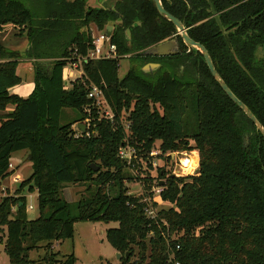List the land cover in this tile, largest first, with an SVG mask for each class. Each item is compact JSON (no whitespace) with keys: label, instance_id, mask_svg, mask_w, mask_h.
<instances>
[{"label":"trees","instance_id":"1","mask_svg":"<svg viewBox=\"0 0 264 264\" xmlns=\"http://www.w3.org/2000/svg\"><path fill=\"white\" fill-rule=\"evenodd\" d=\"M161 3L189 38L206 48L221 80L264 129V55H257L264 49V0ZM111 23L109 43L119 54L135 57L126 76L118 79L117 59L87 61L82 79L68 88L62 67L92 50L90 26L102 31ZM6 25L18 28L28 41L23 57L31 62L34 88L26 98L9 94L21 83V56L0 46V180L9 176L14 152H29L32 173L18 190L37 193L33 220L27 218L23 197L0 200V234L10 264H28V252L39 243L72 238L75 223L83 221L117 225L105 235L121 253V264H171L169 257L179 264H264V139L212 79L202 55L183 43L152 0H122L110 11L90 9L85 0H0V30ZM169 39L177 40L178 55L145 54ZM146 63L159 68L144 73ZM89 84L102 89L114 124L93 123L96 136L74 139L71 125L60 124L61 111L84 113L91 105ZM187 103L196 123L191 134L184 123ZM90 118H96L94 112ZM155 142L162 155L196 152L199 168L182 178L157 172L165 206L149 219L145 199L152 193L129 195L123 182L131 180L124 173L130 167L118 152L132 147L146 159ZM68 183L95 189L72 206L74 215L60 198ZM49 261L75 264L76 258Z\"/></svg>","mask_w":264,"mask_h":264},{"label":"rangeland","instance_id":"2","mask_svg":"<svg viewBox=\"0 0 264 264\" xmlns=\"http://www.w3.org/2000/svg\"><path fill=\"white\" fill-rule=\"evenodd\" d=\"M95 5L98 6L97 2ZM111 26H113V23L108 25V27ZM90 29L93 30L95 38L97 36H102L106 38L104 30L100 31L95 26H91ZM0 46L9 49L10 51L13 50V53H16L18 56H21L18 60L20 68L18 69L17 75L22 78V80H26L31 74L29 71L27 72V70H21L26 67V64L28 62H30H27L26 58L23 57L26 53L25 51L28 48V41L26 40V37L23 35L20 36L19 29L13 27L12 25L3 26L0 30ZM257 55L262 57L264 55V49H259L257 51ZM134 58V55L119 54L118 52L116 53L115 59L118 60L119 67L117 77L119 80L123 79L126 76L130 67L129 63L134 62ZM0 62H3V60H1ZM146 65H143L142 67V70L145 72L146 70H150V68L145 69ZM76 74L77 71L70 68L69 66L62 67L63 79H72ZM146 80L152 81V79ZM68 82L70 83L71 81L69 80ZM68 88H71V86H68ZM21 90L25 91L23 90V86L15 85L14 87H12V89L9 90V94L12 95L15 93H19V91L21 93ZM11 110L12 108H8L7 112H10ZM185 115L186 116L184 117V123L187 122V128L189 129L188 132L189 134H191L196 123L194 121V115L191 114V105L188 103ZM85 117L89 118L84 113H81L79 115V113L71 109H63L61 111L60 124H70L72 131V127L74 125L83 123ZM90 120H92V123L94 124H97L100 121L98 118H93ZM158 145V142H155L150 150H154L155 152H157L158 150H160L158 149ZM182 152L170 153V155H173L170 157H167V154L164 157H161L159 154H155L154 156H150L148 154V157L144 159L142 156H138L135 151L130 161L127 158L122 160L126 163V166L130 167L126 168L124 170V173L129 176L131 180H124L123 182V184H125L126 188L128 189L129 195L143 196L146 195V192L148 190V192L152 193V197L154 198V200L157 201L152 202L156 213L159 209H163L165 205L161 204V202L156 198L155 195L153 196V189L160 187L159 184L156 183L158 179L157 172L163 169L165 171V174L167 175L172 176L173 174H175L174 172H179L182 174L183 172L181 171L179 165V161L182 162V160L185 158L184 155H182ZM189 153L190 152H187V155H189ZM193 155L197 156L196 152H193ZM28 156L31 157V160L29 162L26 161ZM188 158H190L188 166H192V168H194L195 170L192 174H189L192 172L191 167L189 169L185 168V170H187L184 173L187 174H184V176L182 177L195 175L199 168L198 156L197 160L194 159L193 156ZM32 159V154H30L29 152H14V154L11 155L9 161V164L12 166L11 171H9V176L4 180H0V190L1 188L6 189V197H10L13 200L21 197L25 199L26 215L28 220H33L37 217V203L35 197L37 194L36 192L28 193L26 187L22 188V190L20 191L18 189L20 188V183L31 176ZM149 177L152 178V180H150L148 183H145V180ZM87 187H89L88 184L75 185L68 183L63 185V187L61 188L60 198L71 205V214L74 215L76 213L75 208L72 206L78 203V201L84 198H88L92 194V192L95 191L93 186L90 191H87ZM1 199L2 198H0V200ZM29 205L34 206V209L32 211L27 210V206ZM15 213L16 210L14 212H11V214L13 215ZM115 227H117L115 223L105 224L103 222L93 223L88 221L75 223L73 227L72 238H67V240L58 242L53 241L50 244L51 246L47 245L46 242L39 243L35 249L28 252V264H52V262L49 261L51 257L56 261H63L69 255H73L76 258L75 264H121L120 260H117V253L110 247L105 235V231L107 229ZM4 240V236L0 234V264H10L7 254L4 253V243L2 242ZM47 246H50L49 251H47Z\"/></svg>","mask_w":264,"mask_h":264},{"label":"built area","instance_id":"3","mask_svg":"<svg viewBox=\"0 0 264 264\" xmlns=\"http://www.w3.org/2000/svg\"><path fill=\"white\" fill-rule=\"evenodd\" d=\"M116 53L117 50L115 48V46L113 44H110L108 39L102 36H97L96 38L94 37L93 39V48L92 50H90L85 56H81L78 55V57H75V59H73L72 61H69L68 63H66L65 66H69L70 68L74 69L75 71H77V74L74 76V78L72 79H66L67 83L69 86H72L71 84L74 83L75 81L82 79L83 75H84V68L83 65L84 63H86L87 61H95V60H112L116 58ZM71 81L70 83L68 81ZM67 86V85H66ZM86 97L87 99L91 102V105L89 107L84 108V114L86 116H88L89 118L85 117V120L83 123H80L82 125H84L85 130L84 132H82L81 130L78 129V125H74L72 127V136L74 137V139H80L81 136H87L90 137L91 135L96 136V131L95 129V125H93L92 123V118H90V114L91 112H94L96 115V118H98L100 121H105L107 123L110 124H114V114L111 111V108L107 102V100L104 97L103 91L102 89H100L97 85H93V84H89L87 85V92H86ZM124 128L125 130H127L128 125H126L124 123ZM135 153V150L131 147H123L119 149L118 152V156L120 159L124 160L125 158H127L129 161L131 160V157H133ZM155 154H159L160 156L164 157L167 154V157L173 156L170 155V153H166L165 155H162L161 151L158 150L157 152L150 151L149 155L150 156H154ZM182 155H184V159L188 162H190V158L188 157H192L194 159L197 160V156L193 155V152H190L189 155H187V152H182ZM179 165H180V169L183 172L182 174L179 172H174L175 174H173L172 176L175 177H182L184 176V173L187 169H189L191 167L192 172L189 174H192L194 172V168H192V166H188V167H183L181 165V161H179ZM185 168H187L185 170ZM12 166L10 164H8V170L11 171ZM187 176V175H185ZM153 196L155 195L156 198L161 202V204H163L162 200H160V194L162 192V187H158L153 189ZM37 194V193H36ZM6 189L5 188H1L0 190V198L6 197ZM37 197V195H36ZM155 201L153 197L149 198V199H145V202L147 203V207L145 208V215L146 217H148L149 219H155L156 217V211L152 205V202ZM157 202V201H155ZM34 209L33 205H29L27 206V210L28 211H32ZM16 210V206H12L11 208V212H14ZM176 250H179V247L176 246ZM169 262H171V264H179L178 262L174 261L173 257H169Z\"/></svg>","mask_w":264,"mask_h":264},{"label":"water","instance_id":"4","mask_svg":"<svg viewBox=\"0 0 264 264\" xmlns=\"http://www.w3.org/2000/svg\"><path fill=\"white\" fill-rule=\"evenodd\" d=\"M155 6V9L157 11V13L160 16H163L168 22H170L176 29V31H178V34L180 35V37L182 38L184 44L192 49H196L203 57L204 63L207 65L209 73L212 77V79L214 81H216L220 87V89L223 91V93L226 95V97H228L229 99H231V101L241 110L242 113H244L246 115V117L251 121V123L254 125L255 129L261 134V136L264 139V129L263 127L260 125V123L257 121V119L255 118V116L253 115V113H251L249 111L248 108H246V106L237 98L234 96V94L228 89V87L226 86V84L224 83L223 80H221V78L219 77L214 64H212L211 59L209 57V54L207 52V50L205 49V47H203L201 44L192 41L189 36L187 35V32L185 31L181 21L179 19H176L174 16L170 15L164 8L163 5L161 3V0H152ZM211 14H213V17L218 25L219 30L222 31L223 35H224V39L227 43V46L230 47V43L228 41L227 35L225 34V31L223 30L218 14L215 13V11L213 9H211ZM112 28V27H111ZM111 28H107L108 31L111 30ZM127 35V39L130 38V33L129 31L125 32ZM95 37V36H94ZM93 37V39H94ZM176 42L175 40H170V41H165L162 42V44H159L157 46L151 47L149 48V50L146 52L147 55L150 56H155V57H162V56H173V55H177L178 52L176 51ZM152 68L153 71L157 70L159 68V65L156 64H149L146 65V68ZM146 72H148L146 70ZM144 71V73H146ZM78 129L81 130L82 132H84L85 127L84 125L80 124L78 125ZM31 157L28 156L26 161H30ZM90 169H92V171L94 172H98L99 168L96 167L95 165H90L89 166ZM159 186L162 187L164 186L163 182L159 183ZM117 260L122 258L121 253H117L116 255ZM129 257V254L127 253L125 255V258L127 259Z\"/></svg>","mask_w":264,"mask_h":264},{"label":"flooded vegetation","instance_id":"5","mask_svg":"<svg viewBox=\"0 0 264 264\" xmlns=\"http://www.w3.org/2000/svg\"><path fill=\"white\" fill-rule=\"evenodd\" d=\"M68 1H73V0H68ZM86 1V4H87V7L88 8H90V9H94V8H96V9H103V10H107V11H110V10H112L113 9V7H114V5L117 3V2H120V1H122V0H93V1H91V0H85ZM96 2H97V4H98V6L97 5H95L96 4ZM153 2V1H152ZM153 5H154V3H153ZM155 7V6H154ZM157 12V11H156ZM120 22V21H119ZM137 25H139V24H137ZM183 25V24H182ZM94 27V26H93ZM112 27V28H111ZM111 27H108V25L106 26V28H105V30H104V33H105V35H106V38L108 39V35L109 34H111V32L113 31V29H114V25L113 26H111ZM183 27H184V25H183ZM91 28V26L88 28V31L90 32V34H91V36H92V38L94 37V35L95 34H93L94 32H93V30L92 29H90ZM107 28H111V30L110 31H108L107 30ZM175 28V27H174ZM184 29H185V31H186V28L184 27ZM176 30V29H175ZM126 31H129V33H130V30L128 29V30H125L124 31V33L126 32ZM187 32V31H186ZM125 35H126V33H125ZM179 34H178V31H177V36H178ZM187 35H188V33H187ZM180 36V35H179ZM126 37H127V35H126ZM130 37H131V33H130ZM182 39V38H181ZM170 40H175V42H176V51L178 52V54H179V48H178V45H177V40L176 39H169V40H166V41H170ZM183 41V40H182ZM165 42V41H164ZM184 43V42H183ZM206 49V48H205ZM148 51V50H147ZM146 51V52H147ZM146 52H145V54H146ZM177 54V55H178ZM147 55V54H146ZM147 65H149V64H153V63H146ZM157 65V64H156ZM150 71H153V69L152 68H150V70L148 71V72H150Z\"/></svg>","mask_w":264,"mask_h":264},{"label":"crops","instance_id":"6","mask_svg":"<svg viewBox=\"0 0 264 264\" xmlns=\"http://www.w3.org/2000/svg\"><path fill=\"white\" fill-rule=\"evenodd\" d=\"M26 47H27V45H26ZM26 47H24V48H26ZM21 50V49H20ZM28 62V61H27ZM20 67H19V64H18V67H17V69H19ZM21 70H27V72L29 71L31 74H30V76L26 79V80H22V78H20L21 79V84H19V86H23V90H25V91H22L21 93H20V91H19V93H15V94H18L20 97H22V98H26V96H29V94L32 92V90H33V88H34V86H33V72H32V69H31V62H28L27 64H26V67L24 68V69H21ZM17 73H18V70H17ZM63 79V78H62ZM28 80V81H27ZM63 81H64V85H67V86H69L68 85V83H67V80H65V79H63ZM29 83V84H28ZM36 197V196H35Z\"/></svg>","mask_w":264,"mask_h":264},{"label":"bare ground","instance_id":"7","mask_svg":"<svg viewBox=\"0 0 264 264\" xmlns=\"http://www.w3.org/2000/svg\"><path fill=\"white\" fill-rule=\"evenodd\" d=\"M188 164H189V162L186 161L185 159H183L182 162H181V165H182L183 167H187Z\"/></svg>","mask_w":264,"mask_h":264}]
</instances>
